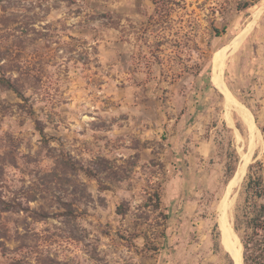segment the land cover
I'll return each mask as SVG.
<instances>
[{"label": "rangeland", "instance_id": "obj_1", "mask_svg": "<svg viewBox=\"0 0 264 264\" xmlns=\"http://www.w3.org/2000/svg\"><path fill=\"white\" fill-rule=\"evenodd\" d=\"M175 1L189 39L148 62L151 0H0V75L28 98L0 85V264H234L219 216L242 113L263 157L264 0Z\"/></svg>", "mask_w": 264, "mask_h": 264}, {"label": "trees", "instance_id": "obj_2", "mask_svg": "<svg viewBox=\"0 0 264 264\" xmlns=\"http://www.w3.org/2000/svg\"><path fill=\"white\" fill-rule=\"evenodd\" d=\"M151 1L154 5L153 11L145 14V19L141 22L136 36L137 50L140 56L148 60V62L159 59V53L163 52L162 46L164 44L172 42L171 44L177 43L175 46L179 47L185 40L189 39V32L182 29L185 26L184 24L177 30L172 31L174 27L172 14L175 7L179 6L180 3L175 0ZM255 3L256 1L246 4V6L254 5ZM210 27L215 33L219 32L212 20L210 21ZM166 29H171L172 32L166 33ZM152 39L154 40L153 46L147 45L149 50L144 52L141 49L142 44L146 45ZM0 72H4V70L0 68ZM211 79H213L212 76ZM0 85L12 90L20 99L27 102L28 98L10 77L1 74ZM208 87L209 81L207 78L205 88ZM237 97L243 100L247 106H250L249 102L239 96ZM27 112L29 115H34L31 106L27 108ZM35 121L38 123V120ZM259 128L264 140V124L259 125ZM67 162L74 166L71 160H67ZM237 162V155L232 160L229 156L226 162V180H230L233 176ZM153 197L155 200L152 207L154 210H159L161 196L158 188L154 190ZM148 199H152V196H149ZM118 213L124 214L125 211L120 208ZM164 218H167V215H164ZM232 225L241 241L243 264H264V151L262 158L255 159L247 166L242 185L237 193ZM147 250H150V248H147Z\"/></svg>", "mask_w": 264, "mask_h": 264}, {"label": "bare ground", "instance_id": "obj_3", "mask_svg": "<svg viewBox=\"0 0 264 264\" xmlns=\"http://www.w3.org/2000/svg\"><path fill=\"white\" fill-rule=\"evenodd\" d=\"M258 10V9H257ZM238 37V36H237ZM225 54V52H224ZM225 57V56H224ZM226 59V58H225ZM217 66L219 68H223L225 67L223 64V55L221 54V56H217L216 57V60H215ZM223 72V70H222ZM226 98V97H225ZM227 100V98L225 99ZM228 101V100H227ZM226 101V102H227ZM229 101L230 103L233 102L231 97L229 96ZM228 104V103H227ZM232 107V106H231ZM239 107V106H238ZM242 107V106H241ZM240 107V108H241ZM233 108V107H232ZM244 118V121L247 125V128H248V133H249V138H250V141H249V148H248V152L242 156V159L240 160L239 162V165H238V169H237V173H236V176L235 177H238L240 176L245 168L247 167V164L249 163L250 161V158H251V155L254 151V149L257 147L258 145V142L255 141L256 136L254 135V132H253V127L249 124L248 120H246V117L245 115L242 113L241 114ZM245 125V126H246ZM260 139V137L258 138V140ZM261 140V139H260ZM260 144V143H259ZM239 179V178H238ZM235 180V179H234ZM232 181V180H231ZM228 186V185H227ZM230 189V188H229ZM223 204V203H222ZM225 204V203H224ZM223 204V205H224ZM222 205V206H223ZM230 217V216H229ZM219 226H220V230H221V233H222V237L225 239L226 241V244L228 245V247L230 248V252L233 256V263L234 264H242L243 262V257H242V246H241V242H240V239L239 237L235 234L234 230H233V227L232 225L230 224V222L228 221V218H227V211L224 210L222 215L219 216Z\"/></svg>", "mask_w": 264, "mask_h": 264}, {"label": "crops", "instance_id": "obj_4", "mask_svg": "<svg viewBox=\"0 0 264 264\" xmlns=\"http://www.w3.org/2000/svg\"><path fill=\"white\" fill-rule=\"evenodd\" d=\"M200 143V142H199ZM209 143H211V140H210V138H204L203 139V142H201L200 144H201V146L203 147V146H205V145H208Z\"/></svg>", "mask_w": 264, "mask_h": 264}]
</instances>
